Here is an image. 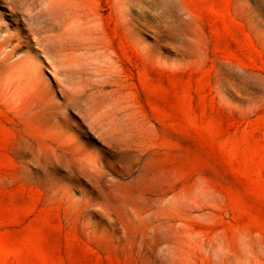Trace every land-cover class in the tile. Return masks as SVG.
I'll list each match as a JSON object with an SVG mask.
<instances>
[{
  "label": "rangeland",
  "instance_id": "374dc122",
  "mask_svg": "<svg viewBox=\"0 0 264 264\" xmlns=\"http://www.w3.org/2000/svg\"><path fill=\"white\" fill-rule=\"evenodd\" d=\"M56 1L0 0V264H264V0Z\"/></svg>",
  "mask_w": 264,
  "mask_h": 264
},
{
  "label": "bare ground",
  "instance_id": "6f19581e",
  "mask_svg": "<svg viewBox=\"0 0 264 264\" xmlns=\"http://www.w3.org/2000/svg\"><path fill=\"white\" fill-rule=\"evenodd\" d=\"M75 8L73 2L69 0H62V1H56L55 3H52L48 9H47V14L48 15H53L55 12H60L62 11H71ZM56 49L60 53H65L69 50L68 46H66L63 42L59 41L58 44L56 45ZM80 64V60L76 57H67L66 59L63 60V65L70 67V68H76Z\"/></svg>",
  "mask_w": 264,
  "mask_h": 264
}]
</instances>
